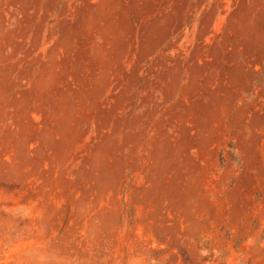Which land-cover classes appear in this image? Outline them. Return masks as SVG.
<instances>
[{
	"label": "rangeland",
	"instance_id": "rangeland-1",
	"mask_svg": "<svg viewBox=\"0 0 264 264\" xmlns=\"http://www.w3.org/2000/svg\"><path fill=\"white\" fill-rule=\"evenodd\" d=\"M0 264H264V0H0Z\"/></svg>",
	"mask_w": 264,
	"mask_h": 264
}]
</instances>
